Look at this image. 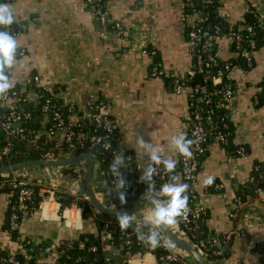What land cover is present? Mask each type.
I'll list each match as a JSON object with an SVG mask.
<instances>
[{
  "label": "crops",
  "instance_id": "0c3cea01",
  "mask_svg": "<svg viewBox=\"0 0 264 264\" xmlns=\"http://www.w3.org/2000/svg\"><path fill=\"white\" fill-rule=\"evenodd\" d=\"M98 1L102 2L107 23L96 17L86 0H12L8 5L15 22L26 24V29L14 36L18 52L23 53L17 56L10 78L20 86L36 73L40 76V85L83 111L89 110L92 102L107 101L117 127L118 147L134 156L141 166L139 175L148 161L138 146L143 137L161 148L163 156L177 161L172 175L178 174L183 182L179 156L171 145V138L184 131L190 116V84L176 94L170 80L185 76L194 67L187 24L181 19L183 0ZM217 4V13L225 28L252 11L264 32V0H217ZM194 19L195 16L188 18V23ZM115 22L123 24V34L114 27ZM230 32H222L215 38L216 55L221 60L237 57ZM141 46L156 50L166 76H150L151 58L141 51ZM240 62L230 71L234 96L229 109L222 113L227 115L232 128L231 141L244 150L239 153L237 148L232 153L225 144L212 139L197 174L196 202L205 208L204 224L210 234L222 237L235 232L223 264H260L259 246L264 244L261 193L256 187L254 191L258 195L240 208L237 199L244 197L245 186L254 182V172H258L260 164L264 167V100L260 96L264 85V33L252 53L251 64L245 59L244 64L243 60ZM98 171L95 167L94 178L101 189L93 186L99 194L106 184L98 177ZM208 176L214 177L211 185L204 184ZM34 177L29 176L28 181L33 183ZM11 201L12 191L0 192L1 254L46 259L49 258L46 252L40 256L41 238L58 248L60 244L76 243L84 235L77 244L84 247L86 239L96 237L101 229L92 217L85 219L83 212H68L61 207L52 211L38 208L24 213L19 228L23 239H14L3 227L9 219ZM147 208L144 204L143 213ZM92 209L96 218L97 208ZM145 215L137 217L145 220ZM170 227L177 230L178 223ZM24 238H31L35 243L26 245ZM34 245L35 253L30 251ZM113 257L118 259L120 255ZM137 263L135 260L130 264Z\"/></svg>",
  "mask_w": 264,
  "mask_h": 264
},
{
  "label": "built area",
  "instance_id": "2783aa9c",
  "mask_svg": "<svg viewBox=\"0 0 264 264\" xmlns=\"http://www.w3.org/2000/svg\"><path fill=\"white\" fill-rule=\"evenodd\" d=\"M11 1L5 0V3L9 4ZM86 2L100 21L108 22L101 1L86 0ZM194 4L195 0H183L181 15V19L187 24V36L194 67L185 76H174L170 79L173 91L180 94L186 89L189 80L194 79L196 76L201 78L200 81L190 85L188 92L191 112L183 133H186L188 139L196 140V144L193 145V157L191 159H186L178 154L183 183L189 185L187 192L189 200L186 215L179 218L178 228L174 231L181 238L191 240L198 254L206 259L209 264H223L224 258L221 257L223 247L229 246L235 232H229L222 237L210 233L202 237L201 220L205 214V208L202 204L196 202L198 196L196 181L202 156L207 152L210 144L208 143V137L211 136L223 144H228L232 139L230 126L226 119L227 115L222 116L220 124L215 121V114L218 111L228 110L232 104L234 84L225 80V75L226 73L228 75L233 68L237 67V64L227 62L224 69H219L213 75L208 74L209 69L217 64V56L208 52L214 46V41L210 32L202 26V22L207 18L208 13L197 11L194 9ZM192 8L193 10L190 11ZM192 16H195V19L188 23V18ZM114 27L119 33H124L125 28L121 22H115ZM22 29H26V24H19L18 29L12 28L10 32L15 36ZM243 30H247L249 49L242 51V57L248 64H251L252 53L257 47L255 27L251 24H238L236 30L230 32V36L235 48L240 49ZM21 51H17V56L23 53ZM141 51L151 58L150 76H166L167 72L162 61L156 57V50L148 46H141ZM229 76L231 77V74ZM229 76L227 79H230ZM13 85L14 87L6 96L0 97V162L19 152L18 142H23L28 148L38 151L40 160H59L90 152L95 158V167L99 170L98 177L106 184V188L100 191L99 194L96 193L105 206L118 208L105 193L106 189L112 187L113 177L109 172L107 175L106 171L101 168L99 155L110 152L108 157L109 166L115 153L123 155L125 160L120 166V171L124 177L126 171L133 174L134 170L139 171L141 166L136 163L132 154H125L118 147L117 127L110 116L108 102L101 99L92 102L89 105L90 109L87 111H83L73 102L68 103L61 100L60 103L47 87L40 85V76L36 73L28 76L22 85L18 86L14 83ZM210 85L213 88H210ZM261 93H264V85L261 86ZM217 94L220 95L218 99L215 98ZM36 111H38L39 118L40 113L43 117L41 127L38 129L29 125L30 121L38 119L35 114ZM41 138H43V142L39 140ZM108 144L111 145L110 149L106 147ZM243 150L242 147L238 149L239 153H242ZM54 171H60L62 175L67 176L68 183L63 184L50 174L46 175L41 171L40 177H37L39 178L37 182L33 181L31 183L28 181V177L34 175H28L27 173L22 176L16 173V170L9 173L10 179L0 181V189L9 187L11 191H17L16 203L13 204L10 215V227L6 231L11 233V231L20 228L18 221L19 209L25 212L28 211L26 203L33 199L36 191L40 193L41 199L38 207L40 209L47 208L52 211L56 207H61L68 212L73 210L83 212V205L96 208L91 197L82 194L75 185L79 177L75 166L54 167ZM19 176L27 179H18ZM154 180L155 183L161 182L162 185L169 181V176L160 171L154 177ZM127 184V193L130 192L138 199L147 191L146 185L143 183ZM258 192L261 193L260 199L264 204V189L260 188ZM66 199L71 200V204L65 205L64 200ZM253 199L252 194L246 193L244 197L237 199V207L240 208ZM81 204L83 205L81 206ZM108 222L100 229L96 237L91 238L93 242L87 247L93 257L100 251L105 253L110 250L116 236H118L116 246L122 250L123 254H128L125 253L126 250H130L134 246L139 235L136 229L139 227L145 233L148 231V227L144 226L146 221L138 217H134L132 227L127 230L119 229L114 220ZM160 235L162 242L168 241V237L162 230H160ZM22 239L21 236H18V240ZM89 239H86L85 242H89ZM24 240H26V245L35 243L31 238H24ZM108 241L110 244H108ZM46 243L47 240L41 238L38 246H40V256L46 252L49 258L38 259L29 255L26 258H20L14 254H0V264H57L54 260L57 255L62 253V250ZM140 243L141 241L138 240V244ZM86 246L87 243L84 244L85 248ZM167 249L168 251L160 257L146 249L133 257L129 255V258L125 261L127 264L135 260L138 261L137 264H194L190 256L175 251L171 246ZM259 250H262L264 254V244L259 246ZM115 255L120 254L110 253L108 256L106 255V261L112 260Z\"/></svg>",
  "mask_w": 264,
  "mask_h": 264
},
{
  "label": "clouds",
  "instance_id": "9594fccd",
  "mask_svg": "<svg viewBox=\"0 0 264 264\" xmlns=\"http://www.w3.org/2000/svg\"><path fill=\"white\" fill-rule=\"evenodd\" d=\"M15 22V17L10 5L0 3V28L10 27ZM17 40L9 32L0 30V97L6 96L14 87L10 78V72L17 62ZM196 140L188 139L186 133H179L172 136L171 145L175 151L186 159L193 157V145ZM139 148L143 149L147 155L148 161L141 170L142 174L139 182L147 185V191L143 193L142 198L149 203L145 220V227L148 231L145 233L138 227V240L145 245L156 248L161 246L160 230H166L169 226H174L179 222V218L184 217L187 212V195L189 185L180 182L179 175H172L177 168V161L162 155V149L154 146L151 142H146L143 137L138 141ZM111 148V145H106ZM123 155L114 154V158L108 168V172L113 177L110 191L115 192L116 198L123 206L127 203V181L120 171V166L124 161ZM163 171L168 174L169 181L163 183L158 189L154 177L158 172ZM214 177L208 176L204 180L205 185H211ZM133 215L128 212H118L116 214V223L121 230H127L132 227ZM163 246L170 247V242L164 241Z\"/></svg>",
  "mask_w": 264,
  "mask_h": 264
},
{
  "label": "trees",
  "instance_id": "16d2710c",
  "mask_svg": "<svg viewBox=\"0 0 264 264\" xmlns=\"http://www.w3.org/2000/svg\"><path fill=\"white\" fill-rule=\"evenodd\" d=\"M0 3H5V0H0ZM217 0H195V4H194V9H196L197 11H202V12H207L208 16L207 18L204 20V22H202V26L205 30L209 31L213 41L215 42V38L217 35L221 34L222 32H227V31H234L236 30L238 24H251L255 27L256 29V42H258V40L261 38V35L264 33L261 29V22L258 18V16L250 11L247 12L244 16V18L242 20H240L239 22H237L235 25H231V27L229 28H225V22L223 21V19L218 15L217 13ZM193 10L190 9V11ZM18 29L19 28V24L14 22L10 27H5V28H0V30H4V31H9L12 29ZM11 33V32H10ZM12 34V33H11ZM248 36H247V30H243L242 31V37H241V48L237 49L234 46L235 52L237 57L229 59V60H221L217 57V64L214 65L212 68L209 69L208 74L209 75H213L215 74L219 69H224L225 64L227 62H232L233 64H240V60H243V64H244V58L242 57V51L244 49H249V45H248ZM18 51V50H17ZM212 54L216 55V48H215V43L214 46L208 51ZM217 56V55H216ZM230 72L226 73L225 75V80L231 81L233 83L232 77L229 76ZM228 76L230 77V79H227ZM201 78L200 76H196L194 79L189 80L188 83L194 84L197 81H200ZM203 75H202V83H203ZM209 84V83H208ZM234 84V83H233ZM210 88H213V86L210 85ZM261 96V100H264V93H260ZM215 98H220V95L217 94ZM58 102H62L61 99L57 98ZM35 114L37 115L38 119L34 120V121H30L29 125L34 127V128H39L41 127V121L43 119V117L41 116L40 113V118H39V114L38 111L35 112ZM222 116H224V114L222 113V111H218L215 114V121L220 123V120L222 119ZM232 129V128H231ZM230 129V130H231ZM212 138L211 136L208 137V143H211ZM41 142H43V138L39 139ZM18 153H15L13 156L9 157V158H5L3 160H1L0 165H8V164H13V163H17V162H22V161H26V160H37L40 159V153L38 151H36L33 148H28L27 146H25V144L23 142H18ZM227 146V148L229 149V151H231L232 153L235 152V150H237V145H234L233 141H230L228 144H225ZM110 155V152H105L103 155H99V160L101 163V168L106 171V174L108 175V168H109V163H108V157ZM206 153L202 156L205 157ZM255 171V170H254ZM259 172H262V177L260 176ZM127 181V183H134V182H139V171L138 170H134V173H128L127 171L125 172V177H124ZM10 179L9 175H4V174H0V181L3 180H8ZM18 179H27L24 178L22 176H19ZM37 177L33 178L34 182H37ZM157 189L161 186V182L159 183H155ZM263 188L264 189V167L262 166V164H260L259 168H258V172H254V182L251 185H246L245 186V190L246 193L252 194V196L256 197L258 194L254 191L255 188ZM111 189V188H110ZM110 189H106L105 193L108 196L109 199H111L115 205L118 208H127L132 206L136 201H137V196L132 195L130 192L127 193V203L125 205H121L120 201L116 198L115 192L110 191ZM146 190H147V185H146ZM2 191H11V189L9 187H5L0 189V192ZM16 198H17V191H12V201L10 202V206H9V219L7 220V222L4 224V229H9L10 227V215L12 213V206L14 203H16ZM40 193L38 191H36V194L34 193L33 195V199L31 201H28L26 203L28 211H33L36 210L39 205H40ZM110 200V201H111ZM71 200L66 199L64 200V204L68 205L71 204ZM83 204H81L82 206ZM25 211L22 209H19V218L18 221L19 223H21L23 216H24ZM83 217L85 219L88 218H93V221L97 224L98 228H102L105 224L109 223L108 221L111 220H102L100 219L98 216L96 218H94V211L93 209L89 206L86 205L85 207H83ZM204 218L205 215H203L202 220H201V231H202V237L207 236V234H209L210 232L207 230L205 224H204ZM114 221H116V219H114ZM11 235L14 239H18V236H21L19 229L17 228L16 230L11 231ZM118 235V234H116ZM118 237V236H116ZM24 242L26 240H23ZM73 243L70 246H64L62 244H60L58 246V249L62 250V253L57 255L55 258V262L57 264H111L113 263V261L116 260V258H112V260L110 261H106V255L104 252L100 251L97 254H95V256L93 257V259L91 261H88V254L90 253L87 250V247L90 245L91 242H93V240L89 239V242H87V246L82 247L80 245H77L75 243V241H72ZM47 245H49V243H46ZM262 245V244H261ZM260 245V246H261ZM148 246L145 245L142 241L140 244H138V239L136 238V243L134 244V246L129 250H126L125 253H128L130 256H135L138 253H142L144 252V250H146ZM222 248V247H221ZM229 248L228 247H223V252L221 257H223L224 259L227 258V256L229 255ZM149 251L153 252L157 257H160L162 254H164L165 252L168 251L167 247L163 246V242L161 244V246H158L156 248H149ZM260 256H261V262L260 264H264V254L262 252V250L259 252ZM1 254V253H0ZM123 264H127L126 261H124ZM161 264V263H159ZM196 264V263H194Z\"/></svg>",
  "mask_w": 264,
  "mask_h": 264
},
{
  "label": "water",
  "instance_id": "95a60500",
  "mask_svg": "<svg viewBox=\"0 0 264 264\" xmlns=\"http://www.w3.org/2000/svg\"><path fill=\"white\" fill-rule=\"evenodd\" d=\"M66 166H75L78 172V179L75 185L77 186L78 190L82 194H87L91 197V200L95 207L97 208V215L102 220H114L116 219V214L118 212H128L132 214L134 217L137 216H144L143 213V205L147 204L149 208V203L144 200L142 197L137 199V201L130 207L127 208H116L114 206H105L102 203V200L97 195L96 190L93 186V178H94V169H95V158L90 152H84L77 156L62 158L59 160H26L22 162L13 163L10 165H0V174L9 175V173L13 170H16L19 175H35V177H40V171L43 174H50L55 179L60 181L63 184L68 183V177L62 175L60 171H54V167H66ZM41 167H43L41 169ZM46 167L48 168L46 170ZM37 171L36 174L34 172ZM86 205H83L85 207ZM147 208V209H148ZM146 209V210H147ZM165 235L168 237V242H170L171 247L180 253H184L187 256L192 258V261L196 264H209L206 259H204L201 255L198 254L196 249L194 248L192 241L181 238L178 234L169 226L166 230H162ZM84 235H81L76 242L79 244V241L82 240ZM91 237L94 235L91 234ZM117 237L114 238V244L111 246L110 250L105 252V255H109L110 253L120 254L121 256L116 259L111 264H122L126 259L129 258V254H123L122 250L116 246ZM108 244L110 242L108 241ZM51 246V243H49ZM148 246L146 249H149ZM31 252H36V245L30 249ZM93 259V255L91 253L88 254V261Z\"/></svg>",
  "mask_w": 264,
  "mask_h": 264
},
{
  "label": "rangeland",
  "instance_id": "374dc122",
  "mask_svg": "<svg viewBox=\"0 0 264 264\" xmlns=\"http://www.w3.org/2000/svg\"><path fill=\"white\" fill-rule=\"evenodd\" d=\"M95 173H96V171H95ZM93 184H94L95 188L99 186V185L95 182V178L93 179ZM97 189L100 190L101 188L99 189V187H98ZM191 259H192V258H191Z\"/></svg>",
  "mask_w": 264,
  "mask_h": 264
}]
</instances>
